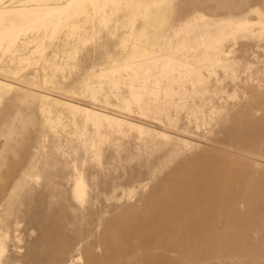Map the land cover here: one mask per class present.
<instances>
[{
  "label": "rangeland",
  "instance_id": "rangeland-1",
  "mask_svg": "<svg viewBox=\"0 0 264 264\" xmlns=\"http://www.w3.org/2000/svg\"><path fill=\"white\" fill-rule=\"evenodd\" d=\"M92 1L0 0V264H264V0Z\"/></svg>",
  "mask_w": 264,
  "mask_h": 264
},
{
  "label": "bare ground",
  "instance_id": "bare-ground-1",
  "mask_svg": "<svg viewBox=\"0 0 264 264\" xmlns=\"http://www.w3.org/2000/svg\"><path fill=\"white\" fill-rule=\"evenodd\" d=\"M2 1V0H1ZM8 1V0H7ZM19 1V0H18ZM64 1V0H63ZM66 1V0H65ZM77 1V0H76ZM94 1V0H93ZM92 1V2H93ZM216 2H217V4H216V7H217V9L219 8V10H220V8H226V9H228V14L229 15H231L232 13H231V11L232 10H234V11H236V10H238L241 6H243V5H246V3H247V0H215ZM14 2V1H13ZM24 2V1H23ZM50 2V1H49ZM56 2V1H55ZM60 2H61V0H60ZM253 2V1H252ZM5 3V2H4ZM8 3V2H7ZM18 3V2H17ZM45 3H47V1L45 2ZM52 3V2H51ZM64 3V2H63ZM62 3V4H63ZM66 3V2H65ZM64 3V4H65ZM254 3V2H253ZM2 4V3H1ZM14 4V3H13ZM49 4V3H48ZM11 5H12V2H11ZM60 5V4H59ZM79 5V4H78ZM13 6V5H12ZM17 6H20V4L19 5H17ZM37 6V5H36ZM56 6V5H55ZM64 6V5H63ZM68 6V5H67ZM8 7V6H7ZM10 7V6H9ZM14 7V6H13ZM23 7H24V5H23ZM41 7V6H40ZM40 7H38V8H40ZM45 7V6H44ZM47 7H51V6H48L47 5ZM52 7H53V5H52ZM61 7V6H60ZM247 7H248V5H247ZM1 8V7H0ZM6 8V7H5ZM4 8V9H5ZM19 8H21V7H19ZM25 8V7H24ZM4 9H2V10H4ZM216 9V8H215ZM216 9V10H217ZM243 9V8H242ZM253 9V8H252ZM48 10V9H47ZM61 9L57 6V8L55 7V8H52V11H51V13H56V12H59ZM28 11V10H27ZM36 11V10H35ZM39 11H41L42 13L44 12V11H42V10H39ZM49 11V10H48ZM249 11V10H248ZM22 12V11H21ZM29 12V11H28ZM77 12V11H76ZM20 13V12H19ZM32 13V12H31ZM36 13H37V11H36ZM39 13V12H38ZM37 13V14H38ZM42 13H41V15H42ZM40 14V13H39ZM44 14H46V13H43V15ZM57 14V13H56ZM74 14V13H73ZM49 15V14H48ZM38 16V15H37ZM46 16V15H45ZM44 17V16H43ZM242 17H244V15L242 16ZM38 18H40V17H38ZM232 18V17H231ZM235 18V17H234ZM233 18V20H235V19H238V18H235L234 19ZM68 19V18H67ZM51 20V19H50ZM49 20V21H50ZM60 21V20H59ZM238 21H240V17H239V19H238ZM56 22H57V20H56ZM55 22V23H56ZM50 23V22H49ZM54 23V22H53ZM54 23V24H55ZM239 23H242V21L241 22H239ZM57 24V23H56ZM59 24V23H58ZM236 24H238V23H236ZM242 27V26H241ZM88 109V108H87ZM83 110V109H82ZM87 113V112H86ZM82 114H84V113H82ZM85 115V114H84ZM85 117V116H84ZM88 117V116H87ZM86 117V118H87ZM113 129V128H112ZM80 184V183H79ZM76 187V186H75ZM78 195H80L82 192H83V189H82V187H81V185H78ZM76 191H75V193H77ZM84 193V192H83ZM83 193H82V195H83ZM76 196V195H75ZM77 197V196H76ZM198 220V219H197Z\"/></svg>",
  "mask_w": 264,
  "mask_h": 264
}]
</instances>
